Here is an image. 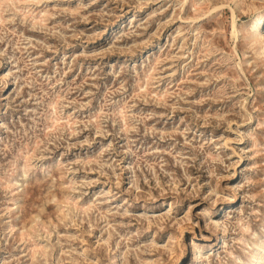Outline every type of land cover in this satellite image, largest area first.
<instances>
[{
	"label": "rangeland",
	"instance_id": "rangeland-1",
	"mask_svg": "<svg viewBox=\"0 0 264 264\" xmlns=\"http://www.w3.org/2000/svg\"><path fill=\"white\" fill-rule=\"evenodd\" d=\"M263 12L0 0V264H264Z\"/></svg>",
	"mask_w": 264,
	"mask_h": 264
},
{
	"label": "bare ground",
	"instance_id": "bare-ground-1",
	"mask_svg": "<svg viewBox=\"0 0 264 264\" xmlns=\"http://www.w3.org/2000/svg\"><path fill=\"white\" fill-rule=\"evenodd\" d=\"M235 16V15H234ZM248 24L243 25V29L245 30L244 37L251 43H263L264 42V12L257 18L253 19L251 21L250 28H247ZM240 31L237 24L234 22V32L238 34ZM249 43V44H250ZM256 49V48H255ZM260 52V51H259ZM30 164L28 163V166ZM27 166V165H26ZM11 184H13V180L11 181ZM264 249V248H263ZM257 253V251H256ZM198 254V253H197ZM255 255V254H254ZM195 259H198V255L195 256Z\"/></svg>",
	"mask_w": 264,
	"mask_h": 264
}]
</instances>
